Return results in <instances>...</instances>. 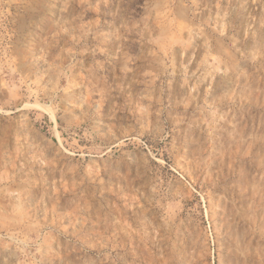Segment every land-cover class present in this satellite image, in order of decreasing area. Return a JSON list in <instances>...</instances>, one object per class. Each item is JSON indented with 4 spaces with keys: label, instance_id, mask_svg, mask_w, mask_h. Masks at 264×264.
<instances>
[{
    "label": "rangeland",
    "instance_id": "obj_1",
    "mask_svg": "<svg viewBox=\"0 0 264 264\" xmlns=\"http://www.w3.org/2000/svg\"><path fill=\"white\" fill-rule=\"evenodd\" d=\"M0 264H264V0H0Z\"/></svg>",
    "mask_w": 264,
    "mask_h": 264
}]
</instances>
